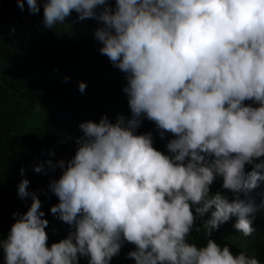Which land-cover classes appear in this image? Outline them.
Masks as SVG:
<instances>
[{"label": "clouds", "instance_id": "clouds-1", "mask_svg": "<svg viewBox=\"0 0 264 264\" xmlns=\"http://www.w3.org/2000/svg\"><path fill=\"white\" fill-rule=\"evenodd\" d=\"M16 2L40 11L37 0ZM40 4L47 29L73 13L88 19L107 78L124 74L130 118L120 92L117 116L96 115L91 82L70 60L52 81L3 71L7 93L29 99L36 137L12 136L20 150L0 218L4 264H112L117 255L129 264H259L211 233L225 223L243 237L255 232L257 208L239 194L264 181V0ZM145 119L158 137L139 129ZM206 215V242H189Z\"/></svg>", "mask_w": 264, "mask_h": 264}, {"label": "trees", "instance_id": "trees-1", "mask_svg": "<svg viewBox=\"0 0 264 264\" xmlns=\"http://www.w3.org/2000/svg\"><path fill=\"white\" fill-rule=\"evenodd\" d=\"M37 4L40 11L36 14L29 12L26 2L23 10L18 7L16 0H1L0 5V46L3 49V52H0V218L6 215L13 202L8 166L17 157L20 146L12 141V136L18 138L20 133L25 132L33 141H36V137L29 129L34 121L25 110L29 99L25 95L7 93L2 79L5 69L12 65L20 68L27 81H32L38 76L52 81L56 79L60 66L70 60L91 82L96 115L117 116L122 107L120 92L123 94L125 106L124 117L130 118L127 97L123 92L126 86L124 74L117 69L118 74L113 71L111 81L107 78L109 66L98 58L103 56L98 51L101 44L99 42L93 44L91 24L86 21L88 19L78 20L73 13L65 25L47 29L42 23L43 8L40 0H37ZM111 67L114 68L112 65ZM244 103L252 107L259 106L251 101ZM35 108L41 114L45 104L35 103ZM139 129H149L155 137L159 136L155 125L146 119L143 120ZM158 151L168 154L166 149ZM246 169L249 172L253 170L251 166H246ZM221 183L222 181L217 179L211 186V192L218 191ZM222 194L227 195L229 200L233 199L229 193ZM239 198L252 201L257 208L254 216L251 217L255 232L249 237H243L233 225L225 223L211 233V238L218 244L229 245L233 254L252 253L259 264H264V211L258 210V207H264V181H261L254 190L240 193ZM207 218L206 215L197 221L188 238L189 242L199 246L204 245L206 238L202 225ZM68 232L69 226H62L61 234L64 238L67 237ZM60 240L62 239L55 238L47 246L50 247ZM110 263L129 264L119 255L115 256ZM0 264H4L2 251H0Z\"/></svg>", "mask_w": 264, "mask_h": 264}, {"label": "rangeland", "instance_id": "rangeland-1", "mask_svg": "<svg viewBox=\"0 0 264 264\" xmlns=\"http://www.w3.org/2000/svg\"><path fill=\"white\" fill-rule=\"evenodd\" d=\"M261 210L264 211V208H262Z\"/></svg>", "mask_w": 264, "mask_h": 264}, {"label": "water", "instance_id": "water-1", "mask_svg": "<svg viewBox=\"0 0 264 264\" xmlns=\"http://www.w3.org/2000/svg\"><path fill=\"white\" fill-rule=\"evenodd\" d=\"M0 3H1V0H0Z\"/></svg>", "mask_w": 264, "mask_h": 264}]
</instances>
